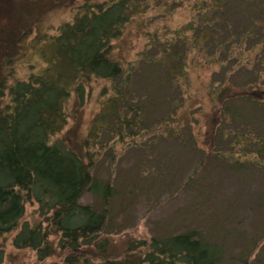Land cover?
I'll return each instance as SVG.
<instances>
[{
	"label": "trees",
	"instance_id": "obj_1",
	"mask_svg": "<svg viewBox=\"0 0 264 264\" xmlns=\"http://www.w3.org/2000/svg\"><path fill=\"white\" fill-rule=\"evenodd\" d=\"M147 2L110 0L82 7L72 22L60 25L57 34L37 51L43 66L26 79L11 82L13 69L7 66L15 53L0 51V239L16 232L12 247L33 251L39 262L64 254L62 264L226 263L224 247L196 231L134 241L119 253L109 237L113 212L108 206L123 195L110 181L93 175L94 163L105 149L100 139L106 136L124 142L157 134L147 125L145 106H140L134 92L139 63L124 67L114 58L112 47ZM198 6L197 16L181 30L191 33V52L221 64L216 52L223 54L226 44L250 42V56L258 47L264 49V0H199ZM229 13L245 16L243 32L237 31ZM11 44V39L0 40V46L8 45V50ZM178 46V41L171 40L158 49L157 58L149 57L150 52L140 55V61L158 66V78L172 89L185 71L186 54ZM210 46L213 56L206 55ZM250 67L243 66L245 74ZM231 70L228 67L227 82L211 92L214 102L205 116L202 137V145L208 146L205 155L220 160L236 150L233 165L237 172L252 169L264 176V135L257 128L264 125V84L258 82L256 71L249 81L235 84L237 73ZM93 80L108 82L110 93L104 89L102 97L108 96L91 130L83 139L73 132L62 135L69 119L68 102L73 98L78 110ZM173 108L174 112L182 110L174 104ZM170 122L175 123L166 115L158 124L160 128L164 123L160 137L168 133L182 143V128L177 124L170 129ZM194 189L206 192L200 183ZM85 193L104 207L81 204ZM27 204L37 207L40 222L35 226L22 221ZM5 258L0 244V264Z\"/></svg>",
	"mask_w": 264,
	"mask_h": 264
},
{
	"label": "rangeland",
	"instance_id": "obj_2",
	"mask_svg": "<svg viewBox=\"0 0 264 264\" xmlns=\"http://www.w3.org/2000/svg\"><path fill=\"white\" fill-rule=\"evenodd\" d=\"M109 1L0 0V40H12L9 50L6 45L0 46V51L15 53L7 66L13 69L11 82L26 79L30 72H39L43 63L36 53L57 34L60 25L72 22L84 6ZM198 1L148 0L143 13L112 42L113 56L124 67L139 63L134 92L141 100L140 106H145L142 112H146L147 125L155 128L157 134L124 142L101 137L105 149L94 163L93 175L110 181L123 195L120 201L108 206L113 212L109 237L116 253L134 241L196 231L224 247L225 264H264V176L252 169L237 172L233 165L236 150V154L230 153L232 156L225 153L222 162L206 157L208 146L202 145L205 116L214 102L212 90L227 82L228 67L237 73L235 84L249 81L252 71L258 73V82L264 84V49L258 47L250 56L247 52L250 42L241 46L226 44L223 54L216 52L221 64H213L208 57L203 59L191 52V33L181 30L197 16ZM227 16L232 17L237 31L243 32L245 16L233 13ZM177 33L182 34L178 37ZM171 40L178 41L177 50L186 54L185 71L173 89L158 78L161 72L158 66L140 61V55L147 52L149 57L157 58L160 49ZM206 55H214L212 47ZM246 64L251 67L250 73L245 74ZM104 89L110 93L108 82L91 81L78 110L76 102L70 99L68 124L62 135L73 132L81 139L86 137L107 99L108 95L102 97ZM173 104L182 106V110L174 112ZM166 115H171L175 122H170L168 128L177 124L182 128L179 131L182 143L168 133L160 137L164 123L160 128L158 124ZM257 128L264 135V125ZM198 149L201 152L197 153ZM198 183L205 185L206 192L195 191ZM80 203L96 204L99 210L104 207L89 193L80 198ZM36 209L35 205L27 204L22 221L32 226L39 224ZM15 234L0 239L6 254L3 264H62L64 254L39 262L33 251L15 250L11 244Z\"/></svg>",
	"mask_w": 264,
	"mask_h": 264
}]
</instances>
